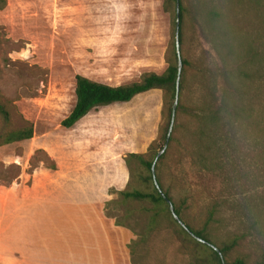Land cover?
Masks as SVG:
<instances>
[{"label": "rangeland", "instance_id": "1", "mask_svg": "<svg viewBox=\"0 0 264 264\" xmlns=\"http://www.w3.org/2000/svg\"><path fill=\"white\" fill-rule=\"evenodd\" d=\"M163 3H0V104L10 113L7 121L0 112V133L30 124L34 129L30 139L0 144L1 196L18 182L31 186L35 170L52 163L64 171H88L121 148L125 160L131 150L146 153L153 141L160 146L166 122L162 90L94 109L72 128L61 122L76 103L77 74L120 85L167 68L177 8L175 2L166 11ZM180 3V106L156 173L182 204L186 223L195 229L207 223L208 236L218 245L236 239L227 258L255 263L264 259V0ZM110 191L116 196L103 203L106 215L133 227L140 238L147 221L140 203L117 202L120 194ZM72 211L54 224L57 230L47 241L50 257L63 259L69 250L78 258L92 253L89 224L99 233L97 221ZM8 214L11 221L21 216L15 209ZM147 234L136 247L141 264H188L174 222L164 218Z\"/></svg>", "mask_w": 264, "mask_h": 264}, {"label": "crops", "instance_id": "2", "mask_svg": "<svg viewBox=\"0 0 264 264\" xmlns=\"http://www.w3.org/2000/svg\"><path fill=\"white\" fill-rule=\"evenodd\" d=\"M153 90L160 89L147 92ZM124 151L122 148L115 154L111 151L109 158L101 156L88 171L40 167L34 172L31 186L22 187V182H18L6 187L7 195H0V264H135L129 249L135 232L108 217L103 207L105 201L116 196L110 189L119 191L128 184L129 170L121 154ZM80 175L87 180L74 179ZM8 205L10 209L6 210ZM13 209L21 213L15 221L8 214ZM69 209L93 215L97 221L99 233L91 230L89 224L93 240L89 257L78 258L72 250L63 259L46 253L47 241L57 230L54 224L59 217L69 214ZM100 237L101 244H97Z\"/></svg>", "mask_w": 264, "mask_h": 264}, {"label": "trees", "instance_id": "3", "mask_svg": "<svg viewBox=\"0 0 264 264\" xmlns=\"http://www.w3.org/2000/svg\"><path fill=\"white\" fill-rule=\"evenodd\" d=\"M176 0H164V9L170 11ZM4 5L6 0H0ZM1 5V6H2ZM175 31L177 29V16L174 17ZM183 21L182 5L180 14V43H182L181 25ZM168 66L161 72L148 71L144 72L141 78L137 81H132L120 85H110L101 81L91 79L85 75H76V103L70 113L62 120L61 124L65 128H72L83 117L89 114L92 110L113 103L129 102L138 94L147 92L152 89H160L163 92V108L162 115L166 122L162 128L160 146H156V141H153L146 153L130 152L125 156V162L129 170V181L127 186L119 190L120 199L117 202L136 201L140 203L138 208L142 213L147 215V221L143 228V233L140 238H135L129 244V249L132 255V260L135 264H141L136 258V247L142 242H146L148 231L158 228L162 219L174 222L178 225L181 232V245L188 253V264H264V259L255 263L248 262L242 257H237L234 260L227 258L228 254L236 246L237 240L233 239L223 242L218 245L213 242L208 236L207 223L201 229H195L190 224L186 223L182 217V204H178L172 196L170 190L166 189L162 183L160 176L156 173L158 161L164 157L165 152L158 157L160 150L163 149L166 143L169 128L172 120V109L177 92L178 78V62L179 56L176 48V38L172 42L170 55L167 57ZM184 64V60H183ZM181 89V80H180ZM180 98V93H179ZM180 104H178L179 108ZM177 108V111H178ZM0 112L8 121L10 113L6 107L0 104ZM177 114V113H176ZM34 135L33 126L26 125L20 129L12 130L6 133H0V144H8L16 141H23L32 138ZM172 139V136L170 140ZM170 142V141H169ZM155 164V174L161 190L156 186L153 165ZM49 168L56 169V164L52 163ZM137 180V184L131 186L132 181ZM131 186V187H130ZM171 201L174 205L175 212L186 223L191 232L181 226L174 218L171 210ZM135 209H130L128 214H133ZM212 216V213H211ZM117 224L126 226L132 231H136L128 224L125 225L116 221ZM203 239L204 241L199 240ZM217 246L214 248L211 244Z\"/></svg>", "mask_w": 264, "mask_h": 264}, {"label": "water", "instance_id": "4", "mask_svg": "<svg viewBox=\"0 0 264 264\" xmlns=\"http://www.w3.org/2000/svg\"><path fill=\"white\" fill-rule=\"evenodd\" d=\"M176 8H177L176 48H177V52H178V56H179V62H178V78H177V92H176V97H175V101H174V104H173L172 120H171V125H170V128H169L167 140H166V143L164 144L163 149L160 150V152L158 154V157H160L161 154L163 152H165L166 149H167V147H168V143L170 141V138H171V135H172V131H173V128H174V123H175V119H176L177 108H178V104H179L180 80H181L182 70H183V59H182V56H181V43H180V14H181V3H180V0H176ZM153 175H154V180H155L156 186L161 190L160 185H159V183L157 181V178H156V174H155V164L153 165ZM168 202L170 204V210H171L174 218L179 222V224L181 226H183L189 232H191V230L186 225V223L175 212V208H174V205L172 204V202L171 201H168ZM198 239L201 240V241H204L201 238H198ZM211 245L214 248L218 249L216 245H214V244H211Z\"/></svg>", "mask_w": 264, "mask_h": 264}]
</instances>
